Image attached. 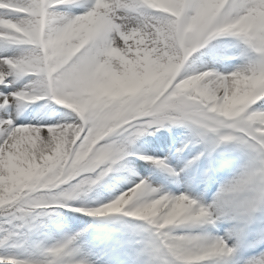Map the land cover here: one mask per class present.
<instances>
[{"label": "snow or ice", "instance_id": "6c2138e0", "mask_svg": "<svg viewBox=\"0 0 264 264\" xmlns=\"http://www.w3.org/2000/svg\"><path fill=\"white\" fill-rule=\"evenodd\" d=\"M0 44L20 48L0 55V244L71 206L130 155L178 175L167 158L131 146L153 128L186 125L188 143L204 149L185 167L225 142L247 158L210 203L141 177L112 202L77 210L143 218L158 234L164 264H201L236 251L243 227L211 236L174 234L171 226L245 224L264 208V0H0ZM232 48L240 63L218 68ZM43 99L66 107L67 119L18 122L22 103ZM74 240L50 249L55 260L2 254L0 264H86L72 259ZM262 243L264 236L251 246ZM243 264H264V251Z\"/></svg>", "mask_w": 264, "mask_h": 264}, {"label": "rangeland", "instance_id": "374dc122", "mask_svg": "<svg viewBox=\"0 0 264 264\" xmlns=\"http://www.w3.org/2000/svg\"><path fill=\"white\" fill-rule=\"evenodd\" d=\"M221 40L225 44L232 42L231 37H223ZM212 43L216 44L218 41H213ZM12 46L14 50H0V55H14L20 51L19 46ZM209 48L201 50L205 53L203 56L205 61L211 60V56L207 54ZM228 52V57L217 62L218 68H231L235 65V61L239 60L238 58H230L238 52V49L232 48ZM68 111L66 107L47 99L32 103H22L18 122L32 124L59 123L67 119L66 113ZM191 137V129L186 125L153 128L136 138L131 146V151L142 155L167 158L171 164L173 163L175 167H178L181 179L183 178L184 181H187L188 188L178 190L180 192L188 191L195 198L205 203H210L219 191L213 193L211 187L208 191V187H201L202 181L208 177L205 175V178L199 179L195 176L194 172L198 169L200 162L213 159L219 160L228 156L229 159L226 162L234 167V174L229 178L222 179V187L242 170L247 158L244 152L234 143L225 142L219 145L211 156L205 154L191 166L185 167V164L193 156L204 149L201 144L188 143ZM143 141H146L144 147ZM185 144H187V147H185ZM123 163L125 164L123 170L127 171V167H130L132 175L130 173L126 174L127 172H120L122 168L119 169V172H117L118 169L113 170L89 190L77 195L71 201V206H58L50 210L48 215L40 217L34 222V227L22 229L21 235L15 241L0 244V255L11 254L22 259L55 260L56 257L50 253V249L64 244L70 237H75V240L68 247L72 250V259L77 262L85 261L95 264L94 260L91 259L94 258V254L104 257L106 253H113L114 250L121 249L126 243H133L136 250H139V255H144L147 260L154 262L159 249V237L153 227L143 218L129 216L123 211L93 216L89 212L77 210L81 207H102L104 204L112 202L125 189L131 187L132 181L141 177L147 178L151 187L165 192H169L170 189L174 188L173 186L179 184L175 181L174 174L168 168L157 164L154 160L143 159L141 155H130L125 158ZM162 168H164V171H162ZM166 171V175L161 173ZM133 173L136 175H133ZM128 177L131 178V180L129 179L130 181L127 180ZM136 218L140 222H136ZM255 218L259 220L260 224L253 225ZM223 220H230L233 225L236 222L230 218L220 221ZM240 227L244 229L243 234L251 233L252 231V235L256 237L264 236V208H257L247 223L241 224L238 222L231 226L233 231H230L229 234L235 233ZM252 227H255V229L252 230ZM192 231L202 233L199 228L193 227ZM173 233L181 234L182 232ZM248 240L253 242L249 238ZM231 241L234 243L236 240L232 237L229 240L230 245L233 244ZM251 242L241 239V242L237 244L236 250H240L241 254L245 255L241 264H243L245 259L264 251V248L259 250L257 246L254 249H250ZM101 244L104 245L103 248H100ZM157 264H162V262L159 261Z\"/></svg>", "mask_w": 264, "mask_h": 264}, {"label": "bare ground", "instance_id": "6f19581e", "mask_svg": "<svg viewBox=\"0 0 264 264\" xmlns=\"http://www.w3.org/2000/svg\"><path fill=\"white\" fill-rule=\"evenodd\" d=\"M0 50H14V47L12 45H3L0 44ZM240 63V60L235 61V65ZM146 142V141H145ZM145 142L143 141V147L145 145ZM149 143V142H148ZM140 147V148H143ZM125 165V164H124ZM127 171L123 170L124 168H122V170H120V172L122 173H130L132 175V173L129 171V169L131 170L130 167H127ZM117 172H119V169L117 170ZM131 178H127L128 181H130ZM133 179V178H132ZM206 186V184L204 185ZM174 188L171 190L170 189V193H179V190L176 188V186H173ZM187 187V184L184 183V188ZM137 222L139 221L138 218ZM74 222V221H73ZM72 224V222H71ZM220 228L222 230V233H218L215 231L214 227L212 226H208V225H203L201 226H197V228H199V230L203 233V234H209L211 236H225L226 234H229L230 231H232L230 225L228 223H222L219 224ZM172 227V231L173 232H178V231H182V232H187L189 230L192 231V228L190 229L189 227H186L185 225H174L171 226ZM133 245V244H131ZM104 245L101 244L100 248H103ZM138 249V248H137ZM139 251V250H138ZM138 251H133L132 247L130 246H125L121 249H117L115 252L113 253H106V255L104 257L102 256H98V254H94V262L98 263V264H156L157 261H159L161 259V257L164 256L162 250L159 249L158 254H157V258L154 262H151L149 260L146 259V257L144 255H139ZM211 262L209 258H207L206 260H204L203 262H201V264H207ZM229 262H224L222 264H228Z\"/></svg>", "mask_w": 264, "mask_h": 264}, {"label": "clouds", "instance_id": "9594fccd", "mask_svg": "<svg viewBox=\"0 0 264 264\" xmlns=\"http://www.w3.org/2000/svg\"><path fill=\"white\" fill-rule=\"evenodd\" d=\"M114 87H119V85L118 84L117 85H114ZM133 196H135V192H133ZM127 199L130 202L132 200V196L127 197ZM107 210L108 209L106 207L101 209L102 212H105Z\"/></svg>", "mask_w": 264, "mask_h": 264}]
</instances>
